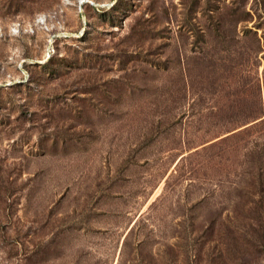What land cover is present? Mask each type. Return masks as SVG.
<instances>
[{"label":"rangeland","instance_id":"rangeland-1","mask_svg":"<svg viewBox=\"0 0 264 264\" xmlns=\"http://www.w3.org/2000/svg\"><path fill=\"white\" fill-rule=\"evenodd\" d=\"M261 236L264 0H0V264H264Z\"/></svg>","mask_w":264,"mask_h":264},{"label":"trees","instance_id":"trees-1","mask_svg":"<svg viewBox=\"0 0 264 264\" xmlns=\"http://www.w3.org/2000/svg\"><path fill=\"white\" fill-rule=\"evenodd\" d=\"M112 11H114V7H112ZM246 33H248V32H246ZM255 35V34H254ZM255 39H256V36H255ZM259 40L257 39V42H258ZM227 140H229V137H227V138H225L224 140H223V142L222 143H225ZM261 237H263L261 240H259V243L260 242H262V241H264V236H261ZM263 243V242H262ZM260 247H262V245H260Z\"/></svg>","mask_w":264,"mask_h":264}]
</instances>
